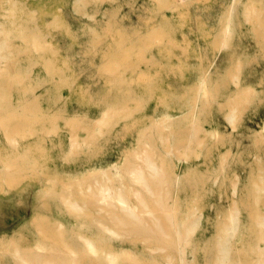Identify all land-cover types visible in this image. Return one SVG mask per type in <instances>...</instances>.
<instances>
[{
  "label": "rangeland",
  "instance_id": "rangeland-1",
  "mask_svg": "<svg viewBox=\"0 0 264 264\" xmlns=\"http://www.w3.org/2000/svg\"><path fill=\"white\" fill-rule=\"evenodd\" d=\"M232 1L0 0V40H8L0 57V125L2 114L10 118L12 108L25 118L30 105L28 114L49 126L43 133V124L31 119L15 135L0 126V148L9 150L12 136L34 142L7 179L0 178V264H16L17 242L24 249L46 244L38 223L51 226L58 247L68 242V254L79 264H92L95 256L80 235L103 247L100 232L106 231L93 220V209L64 204L59 186L41 189L37 179L24 175L31 168L51 173L55 160L80 173L101 168L96 176L114 180L106 168L116 172L146 140L159 162L171 161L169 169L181 160L187 164L170 190V203L176 199L180 226L196 212L185 228L190 231L193 223L200 242L195 263L214 257L225 223L236 217V250L253 264L257 213L264 210L254 202L258 185L264 187V0H238L226 33ZM55 102L88 120L111 108L101 126L81 129V140L70 149L60 140L71 126L42 114ZM195 127L197 143L182 150ZM95 151L99 167L89 163ZM75 197L87 200L79 191ZM148 200L151 213L165 215L154 198ZM164 223L158 232L170 229ZM122 238L111 236L108 250L122 261L138 251L146 255L141 263L149 264L154 249L147 242Z\"/></svg>",
  "mask_w": 264,
  "mask_h": 264
},
{
  "label": "bare ground",
  "instance_id": "bare-ground-1",
  "mask_svg": "<svg viewBox=\"0 0 264 264\" xmlns=\"http://www.w3.org/2000/svg\"><path fill=\"white\" fill-rule=\"evenodd\" d=\"M237 2L238 0H233L227 10L226 25L224 28L226 33L231 28V22L238 5ZM7 44L8 40H0V57L3 53V46ZM35 44L38 45L39 43L35 42ZM0 67H2V65H0ZM63 105L64 104L55 102L54 105L49 106L48 111H43L42 114H47L50 118L55 120L62 118L67 125L71 126V130L60 140L61 145L63 144L65 147V143H67L70 149H73L81 140V129L93 128L97 125L101 126L107 120V111L111 108V105H109L107 109L105 108L103 110L99 117L95 120L89 118V121L86 114L80 115L66 112L64 109L66 104L64 107ZM127 106V104H124L121 105V108L125 109ZM29 107L30 105L27 107L25 106V118H22L21 113L12 108V116H10V118H5L4 114H2L0 125L2 130L5 133L9 132L15 135V133L19 132L22 125L28 124L32 119L31 121L41 122L43 124L41 131L47 133L48 131L46 132L43 129H47L49 126H47L43 118L37 116L35 119L31 117V115L28 114ZM38 113L41 112L39 111ZM129 114L130 112H128L127 115ZM195 128L196 129L190 133L189 140L187 141L189 144L186 146L182 144L180 146L182 150H186L190 147L193 141L197 140L199 137L198 129L197 127ZM10 142L12 147L9 150L4 147L0 148V158L2 160L0 162V178L2 181L7 179V174L11 172L12 169L19 166V160L28 155L34 143L18 141L16 136H12ZM144 145L145 146L141 149L135 150L133 158L125 159L121 165L117 166L116 172H114L113 166H108L106 168L104 173L113 174L114 180H103L96 176L101 172V170H99L101 168L96 170L89 169L86 172L80 173V169L73 168L70 165L59 166V163L55 160L52 161L54 170H52L51 173L36 172L31 168L29 174L26 173L24 176L33 180L37 179L41 189L48 186L49 190H57L59 186L62 190L61 194L64 204L78 207L89 205V208L93 209V220L96 221L95 223L98 226H102L106 229V231L100 232V237L102 236L100 241L104 240L103 247H97L94 239L84 234L80 235L87 250L92 256H95L90 257L91 262L95 264H142V257L146 255H142L138 251L130 252L124 258V261H122L116 252L108 250L107 246L110 244V237L112 236L115 238L120 236L123 237V241H128L131 244L139 242L137 240L138 238H142L144 242H147L149 246L154 249L150 255L149 264H196L195 258L197 252L195 247H197V243L200 242H197L194 237V232L191 230L193 223L190 227V231L185 229L189 221H195L194 216L196 212L193 211L187 214L183 226H180L177 221L178 209L175 206L176 199H174L172 204L170 203V201L173 200V197L170 195V190L172 187L176 188V184L180 182L181 176H183L187 170V164L185 160H181L179 163L173 164V170L169 169L171 161L162 159L159 162L154 157L155 153L151 151L152 145L150 146L149 140H146ZM58 149L61 150V146ZM97 155V151L91 153L89 155V163L99 167L98 163H96L98 162L96 160ZM59 173H61V175H59ZM47 179L53 182L47 185L48 182H45ZM2 189H4L3 186ZM257 189L258 195L256 199H254V202L257 206L261 204L264 205V187L261 188V186L258 185ZM78 191L87 197V200H78L75 197ZM150 197L154 198L157 207L159 206L165 213L164 216L160 217L151 213L152 208L148 200ZM236 203L237 201L234 199V204ZM28 210L29 208H25L24 211L28 212ZM141 210H144L145 213L143 212L141 214ZM257 214L259 237L254 245L253 251L257 254L258 258L253 260V264H260V259L264 258V210H259ZM150 218L155 220L153 224H149ZM164 222H166V225L170 227V229L168 231L158 232V229H164ZM118 224H122V230H117L116 225ZM37 228L43 242L46 244H36V246L24 249L22 245L17 242L15 253L18 258L15 260L16 264L19 263V260L22 261L21 264H79V259L73 258L72 255L68 254V248L69 251H71L68 242L66 243L65 241L63 248L56 245V239L53 237V230L49 224L38 223ZM224 229L226 231L225 237L220 238L214 250V257H212V259H206L205 264H210L211 262H213V264H248L247 261H243L247 259L246 254H241V252L236 250L235 240L233 239L238 229L236 217H234L231 222L225 223ZM153 236H163L167 238L150 240L149 238ZM155 249L158 251H155ZM23 254L26 258L21 256ZM102 256L105 259H102ZM27 259H29V261H27Z\"/></svg>",
  "mask_w": 264,
  "mask_h": 264
}]
</instances>
